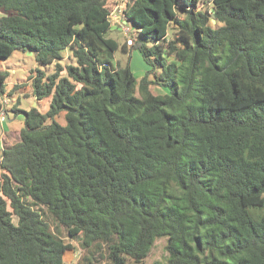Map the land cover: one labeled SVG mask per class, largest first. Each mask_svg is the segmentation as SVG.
Listing matches in <instances>:
<instances>
[{
  "label": "trees",
  "instance_id": "16d2710c",
  "mask_svg": "<svg viewBox=\"0 0 264 264\" xmlns=\"http://www.w3.org/2000/svg\"><path fill=\"white\" fill-rule=\"evenodd\" d=\"M122 2L139 82L107 0H0V62L55 65L30 78L46 114L10 110L0 264H66V239L79 264H144L162 238L167 264H264V0Z\"/></svg>",
  "mask_w": 264,
  "mask_h": 264
},
{
  "label": "rangeland",
  "instance_id": "374dc122",
  "mask_svg": "<svg viewBox=\"0 0 264 264\" xmlns=\"http://www.w3.org/2000/svg\"><path fill=\"white\" fill-rule=\"evenodd\" d=\"M124 0H107L110 10L112 12L116 10L117 7H121ZM120 21V20H119ZM126 26L123 28L125 30H132L130 33H125V30L122 29L119 25H113L112 30L109 36L115 39L120 44V49L116 54V61L120 63L123 67L128 64L131 67V70L134 74V77L139 82L143 79L148 72L151 71L152 67L144 60L139 51L133 50L125 53L122 49V46L127 43L130 39L132 41L131 45L128 47H132L135 44V34L136 30L132 28L128 24V21H124ZM135 33V34H134ZM66 57L69 56V53L65 54ZM63 66L66 65H77L76 60L72 58L71 60L65 59L60 62ZM37 71H42L46 74V76H50L55 72V65L51 66H42L37 63L35 57L30 53L23 52H15L8 60L0 62V74L3 73L5 75V86L3 92L2 100H7L8 105H6V109L8 113V117L6 122L3 124L0 123V149L6 145H12L20 140V131L24 128V114H18L15 119L12 118V110L13 105L17 103L20 99L21 103L18 105L19 109L22 112L30 111L33 108H37L38 111L42 114H46L50 109V103L48 101L38 102L33 95V87L32 81L30 80L31 76H37ZM150 79H154V74L150 75ZM18 85V86H16ZM15 86L17 87L16 91H14ZM152 93L154 95H164L167 94V90L165 88L152 86ZM12 94V95H11ZM56 123L65 127L67 125L66 114L62 113L55 119ZM13 132L11 134H7ZM15 132V133H14ZM18 132V133H17ZM72 243L75 246L74 250L68 251L64 260L66 264H79L80 260L84 256V251L81 249L78 242H71V240L66 239V243ZM168 239L162 238L159 239L152 249L149 257L145 260L144 264H167L168 253L166 251ZM102 264H108L107 261H103Z\"/></svg>",
  "mask_w": 264,
  "mask_h": 264
},
{
  "label": "built area",
  "instance_id": "2783aa9c",
  "mask_svg": "<svg viewBox=\"0 0 264 264\" xmlns=\"http://www.w3.org/2000/svg\"><path fill=\"white\" fill-rule=\"evenodd\" d=\"M124 7H117L116 10H114L113 12H111L110 18L112 20L113 25H119L122 27L123 30H125L123 27L126 26V24L124 23L125 20V16H124ZM120 20V21H119ZM130 30H125V33H129ZM128 45L132 44V41L129 39L127 41ZM6 105H8V101L7 100H2V108L0 110V123H4L7 120V110H6Z\"/></svg>",
  "mask_w": 264,
  "mask_h": 264
},
{
  "label": "crops",
  "instance_id": "0c3cea01",
  "mask_svg": "<svg viewBox=\"0 0 264 264\" xmlns=\"http://www.w3.org/2000/svg\"><path fill=\"white\" fill-rule=\"evenodd\" d=\"M37 100V99H36ZM38 105V100H37V103L35 104V106L34 107H36ZM11 116H13V112H12V115ZM13 118V117H12ZM13 119H15V118H13ZM11 133H13V132H10V133H7V134H11ZM15 133V132H14ZM18 133V132H17Z\"/></svg>",
  "mask_w": 264,
  "mask_h": 264
}]
</instances>
